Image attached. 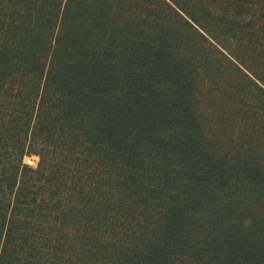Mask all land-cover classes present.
<instances>
[{
  "label": "trees",
  "instance_id": "trees-1",
  "mask_svg": "<svg viewBox=\"0 0 264 264\" xmlns=\"http://www.w3.org/2000/svg\"><path fill=\"white\" fill-rule=\"evenodd\" d=\"M0 264H264V0H0Z\"/></svg>",
  "mask_w": 264,
  "mask_h": 264
},
{
  "label": "rangeland",
  "instance_id": "rangeland-1",
  "mask_svg": "<svg viewBox=\"0 0 264 264\" xmlns=\"http://www.w3.org/2000/svg\"><path fill=\"white\" fill-rule=\"evenodd\" d=\"M39 157L37 155H26L24 157V162L30 166H36L38 163Z\"/></svg>",
  "mask_w": 264,
  "mask_h": 264
}]
</instances>
